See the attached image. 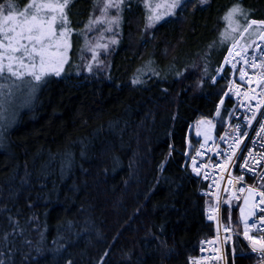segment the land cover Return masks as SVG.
Here are the masks:
<instances>
[{"label": "trees", "instance_id": "1", "mask_svg": "<svg viewBox=\"0 0 264 264\" xmlns=\"http://www.w3.org/2000/svg\"><path fill=\"white\" fill-rule=\"evenodd\" d=\"M141 1L122 6L100 68L84 71L72 48L62 75L0 117V264H188L213 234L211 199L188 164L189 128L229 117L230 69L217 72L247 25L226 16L239 5L249 21L264 20V0H185L150 29ZM96 2L72 0L73 33H85ZM221 219L243 224L224 202ZM253 260L235 235L225 264Z\"/></svg>", "mask_w": 264, "mask_h": 264}, {"label": "built area", "instance_id": "2", "mask_svg": "<svg viewBox=\"0 0 264 264\" xmlns=\"http://www.w3.org/2000/svg\"><path fill=\"white\" fill-rule=\"evenodd\" d=\"M229 49H232L231 55L228 50L224 63L232 73L228 94L234 100V107L221 127L210 126L196 138L188 162L192 169L193 158L196 167L204 165L198 175L204 184L200 194L211 199L212 204L205 210V219L213 223L214 231L213 234L199 239L196 252L189 257L188 264H225L226 246L232 243L235 235L239 236L254 254L252 264H264L261 253L253 252L251 242L245 239L244 224L239 229H232L225 226L221 220L222 204L226 197L240 201L250 186H255L257 192L264 190V179H260V175L264 174V159H261L264 156V134L257 135L260 125L264 124V116L261 115V112H264V77L260 75L264 73V68L260 66L264 64V40L258 38L250 46ZM253 62L256 64L255 68L251 67ZM233 64L236 65L235 68ZM241 70L247 73L244 80L240 79ZM253 113H256V119L249 125L248 120L252 118ZM197 152L200 153L199 156ZM233 152L236 153L235 156L232 155ZM229 156H232L231 160L228 159ZM245 162L247 167H242ZM249 168L254 171H249ZM240 176L244 179L238 183ZM241 187L245 188L242 193L239 192ZM259 200V195L254 196L252 214L247 219L250 225L253 221L259 225L260 217L264 216V211H261L264 205L259 204ZM209 215L213 216V219L210 220ZM249 235L259 239L262 232L258 227H253ZM259 247L260 245H257V248Z\"/></svg>", "mask_w": 264, "mask_h": 264}, {"label": "snow or ice", "instance_id": "3", "mask_svg": "<svg viewBox=\"0 0 264 264\" xmlns=\"http://www.w3.org/2000/svg\"><path fill=\"white\" fill-rule=\"evenodd\" d=\"M71 2L72 0H41V2L33 0L32 3L27 5L25 10L19 12L15 10V6L11 2L0 5V15L3 16V20L0 22V35H2L0 48L3 49L0 52V78H4L3 74L8 73L9 77H14L15 81L20 82L15 83V81H10L7 84H0V106L3 104V97L5 95L18 91L22 85H27L30 90H34L36 84L42 82L50 74L46 71V67L54 60L58 59L61 66L66 62L65 53L70 47L69 37L72 34V28L67 14V9ZM143 2L150 13L147 16L146 28L154 27L157 23L164 20L165 17L174 15L178 8L184 6L183 0H164L163 3H153L152 0H143ZM198 2L204 4L207 3V0H198ZM126 3L127 0H97V4L101 5L99 8L100 16L90 19L89 24L86 26L87 30L93 31L98 25L103 24L118 26L121 21L122 6ZM111 9H115V12L110 15L109 10ZM5 12L6 14H4ZM238 14L245 16V23L247 25L243 27L240 36L243 37L245 33H249L252 30L253 26H256V34L260 36L261 40H264V21H249L247 12L239 5L229 10L226 19L231 22ZM104 31H112V28L106 27ZM5 41L7 43H4ZM111 43L115 44L117 41L112 39ZM238 43L239 41H236L233 47H236ZM98 47H103L106 51L108 45H98ZM231 52L232 49H229L230 55ZM237 55H241V53H237ZM95 58L96 55L94 52L93 59ZM5 61H7V64H5ZM225 62H228L227 58ZM245 62L248 63L247 60ZM260 66L264 68V64ZM235 67L236 65L233 64V68ZM251 67L255 68L256 64L254 62L251 63ZM54 74L57 76L60 75L59 68L54 69ZM246 75L247 73L241 70L240 79L244 80ZM260 75L264 77V73ZM28 76L31 77V80H25V77ZM132 82L133 84L141 83L139 79L133 80ZM4 89L8 91L5 92ZM222 104L223 100H221ZM216 114L220 116L219 106L217 107ZM261 115L264 116V112H261ZM221 119L223 118L221 117ZM253 119H256V113H253L252 118L248 120L249 125L252 124ZM200 123H204V121H200ZM207 123H211V121H207ZM237 128H239V125H237ZM262 134H264V124L260 125V132L257 133L258 136ZM244 135L246 136L247 133H244ZM237 147H239L238 143ZM197 155L199 156L200 153L197 152ZM232 155L235 156L236 153L233 152ZM249 155L251 156V153ZM228 159L231 160L232 156H229ZM261 159H264V156ZM193 163V171L199 175L200 168L204 167V165L196 167L195 158H193ZM242 167H247V162ZM248 170L254 171L251 168ZM243 179L244 177L240 176L237 182H242ZM260 179H264V174L260 175ZM244 191L245 188L243 187L239 189L241 193ZM247 191L251 196L259 195V204L264 205V190L257 192L255 186H250L247 188ZM248 202V197H245L244 204L247 205ZM224 203H228V201H224ZM255 206L253 205V207ZM261 211H264V209H261ZM240 212L241 219L244 221L245 239L251 242L253 252L259 251L261 256L264 257V216L260 217L259 225H256L254 221L250 225L244 216L245 208L241 207ZM209 219H213V216L209 215ZM253 227H258L261 230L262 235L259 239L249 235ZM257 245H260V247L257 248Z\"/></svg>", "mask_w": 264, "mask_h": 264}, {"label": "rangeland", "instance_id": "4", "mask_svg": "<svg viewBox=\"0 0 264 264\" xmlns=\"http://www.w3.org/2000/svg\"><path fill=\"white\" fill-rule=\"evenodd\" d=\"M185 0H183L184 2ZM198 1V0H197ZM11 2L12 4H14L15 6V10L17 12L19 11H23L26 9L27 5L32 3L33 0H5L1 5L6 4ZM37 2H41V0H37ZM144 8H145V24L147 23V16L150 14L149 10L147 8V6L145 5V3L143 2V0L141 1ZM153 3H163L164 0H152ZM101 7V5H98L97 2L94 5V15L92 18L94 17H99L100 16V11L99 8ZM110 11V15L113 14L115 12V9H111ZM6 14V12L4 13ZM67 14H68V18L70 21V25L72 28V20H71V14L68 12L67 9ZM3 20V16L0 15V22H2ZM234 20V18H233ZM233 20L231 22H233ZM240 22V19L238 20ZM256 21H264V20H256ZM90 22V21H89ZM86 23V26L89 24ZM121 25V22L119 23V27ZM84 28L85 33H83L82 31L80 33H73L72 30V34L69 37V43H70V47L67 49L66 53H65V58H66V62H64L62 64V66L59 63V60H54L52 63H50L47 67H46V71H48L50 74L47 75L44 80L51 76V75H55L54 74V69L59 68L60 70V75H62L66 69V65L70 62V58H71V50L72 48H76L77 52L79 53L78 58L81 56H83V70L85 71H95L98 68L101 67L102 64L106 63V58L108 57V53H109V48L112 45L111 40L115 39L116 40V34L119 32V29L117 25H107V24H103V25H98L93 31H88L87 28ZM106 27H111L112 31H104V28ZM146 29H150V28H146ZM114 31V32H113ZM118 31V32H117ZM117 32V33H115ZM252 33L255 36H250L247 37L246 34ZM249 33H245V35L243 37H239L236 41H239V43L237 45L239 46H243V47H247L250 46L254 40V38L258 37L259 35H257V29L256 26H253L252 30ZM75 34V35H74ZM0 39H2V35H0ZM235 41V42H236ZM4 43H7L6 41ZM107 44L108 48L105 51L103 49V47H98V45H104ZM82 50V51H81ZM3 49L0 48V52H2ZM82 52V53H81ZM95 52L96 58L93 59V54ZM104 62V63H103ZM5 64H7V61H5ZM224 67H227L224 64V60L222 63V66H220L218 68V72L217 74L220 75L222 72V69ZM3 75H6L9 80L8 83L10 81H15L14 77H9L8 73H4ZM57 76V75H56ZM25 80H31V77H25ZM43 80V81H44ZM42 81V82H43ZM42 82H40L39 84H36L34 90H30L29 87L27 85H22V87L18 90V91H14L13 93H9L7 95H5L3 97V104L2 106H0V117H3L4 115H2L7 109L9 111L12 110V108L14 107H20L21 104H19L21 102V100H26L25 103L30 104V101L32 100L33 96L36 94L39 86L42 84ZM15 83H20L19 81H15ZM33 83H35L33 81ZM5 92H7V89H4ZM228 93V87H226V91L225 94ZM24 95H27L26 99H22V97ZM24 106L20 107L23 108ZM6 118V117H3ZM200 121H204V123H200ZM207 121H211V120H207L205 118H200L197 119L196 121H194V123L191 124L190 128H189V135H193L194 137H198L201 136L206 130L207 128H209L210 126H213V122L211 121V123H207ZM199 133V135H198ZM191 143L188 139V145ZM248 197V204L245 205L244 204V198ZM253 200H254V196H251L249 194V192L246 190L245 191V196L243 197L242 200L236 202L231 201L230 199H228L227 197L225 198V201H228L227 205L228 207H232L234 205H237V210H238V214H239V219L242 223H244V221L241 219V212H240V208L244 207L245 208V213L244 216L246 219L249 218V216L251 215V207L253 204ZM230 217L227 215V220ZM238 222V221H237ZM228 225H231L233 227V229H235L236 227H238V225L236 226L231 224V223H227ZM235 227V228H234Z\"/></svg>", "mask_w": 264, "mask_h": 264}]
</instances>
